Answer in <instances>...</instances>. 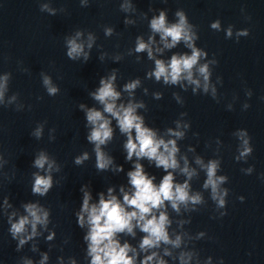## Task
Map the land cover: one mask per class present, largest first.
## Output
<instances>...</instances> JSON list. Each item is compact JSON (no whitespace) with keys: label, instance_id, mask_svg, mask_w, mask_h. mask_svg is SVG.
Returning a JSON list of instances; mask_svg holds the SVG:
<instances>
[{"label":"clouds","instance_id":"clouds-1","mask_svg":"<svg viewBox=\"0 0 264 264\" xmlns=\"http://www.w3.org/2000/svg\"><path fill=\"white\" fill-rule=\"evenodd\" d=\"M161 2L167 3V0ZM79 6L89 7L90 0H79ZM38 8L49 16L66 12L64 7H53L52 0H38ZM118 10L123 14L124 26H135L138 21L147 22V32L136 35L124 52L110 54L104 51L102 45L97 44L96 33L87 29L77 28L63 37L64 54L72 62L87 63L95 47L101 63L107 59L118 64L126 56L134 57L135 63L145 59L151 63L143 78L136 76L122 84H118L121 78L118 69L112 68L100 76L97 85L88 91L93 104L89 106L81 102L77 105L78 111L83 113L85 140L91 151L84 150L75 155L72 163L80 167L94 159L97 173L124 174L123 183L109 184L95 195L91 182L82 183L79 187L80 202L72 215L82 233L83 264H225L222 257L215 260L212 256L202 258L196 249L195 242L212 239L205 231L192 233L185 228L191 223V213L200 211L209 200L216 214L210 218L219 219L227 215L230 189L225 187L229 177L221 174L223 142L216 137L214 141L205 143L206 148L215 144L213 155L208 159L198 154L192 144L182 150L180 142L191 130L188 113L179 112L171 126L163 129L151 126L145 117L148 105L136 95L139 89L143 97L150 95L152 100H162L163 91L150 92L144 86V81H152L162 88H178L180 91H172L171 97L180 107L185 104L180 93L189 90L193 96H208L220 103L222 96L218 93V86H223V79L219 75L212 79L218 65L216 54L209 57L208 51L198 46V26L190 22L183 8H177L172 19L167 8L149 5L146 12H138L134 0H119ZM240 12L246 21L251 20L243 7ZM209 28L214 32L222 31L226 40L236 43L250 35L249 28L235 29L232 24L223 26L219 18L212 20ZM102 31L106 39L120 36L111 25H103ZM180 46L183 51H174ZM21 65L22 61H17L18 70L30 75L29 70ZM39 78L48 97L60 94L59 85L48 72L40 71ZM11 80V72H0V108H11L15 112L31 111L32 105L22 102L19 93L9 94ZM244 96L246 99L241 104V111L249 109L247 101L253 96L252 90L245 88ZM36 99L39 101L43 97L37 96ZM238 99L233 95L231 102L225 104V110L233 111ZM259 99L264 101V97ZM46 124V120L37 122L29 135L40 141ZM55 133V127L48 128L50 143L55 141ZM232 136L236 140L233 160L247 164L254 151L251 135L247 129L238 128ZM192 137L198 142L199 133L192 132ZM117 138H121L124 164L129 165L127 170L108 150ZM8 164L5 153L0 151V183L15 179L14 168L5 171ZM30 166L34 169L30 175V193L33 196L46 197L63 179L57 176L62 165L45 149L34 153ZM240 171L250 176L255 172V166L249 164L241 167ZM201 174L200 190H195L193 181L199 180ZM257 179L264 183V173H258ZM236 199L243 203L245 197L240 195ZM51 216V209L39 199L21 202L19 207L10 202L8 195L0 199V217L5 218L7 234L15 242V251L20 253L27 245L29 251L38 257L21 255L16 264H51L49 253L56 247L52 242L57 235ZM41 238L48 245L46 251L40 249ZM68 243L69 240L64 239L59 250L63 252V245ZM54 264L82 262L72 255H57Z\"/></svg>","mask_w":264,"mask_h":264},{"label":"water","instance_id":"water-1","mask_svg":"<svg viewBox=\"0 0 264 264\" xmlns=\"http://www.w3.org/2000/svg\"><path fill=\"white\" fill-rule=\"evenodd\" d=\"M118 3L119 0H90V6L82 8L79 0H52L53 7H64L66 12L49 16L39 11L38 0H0V72L12 73L9 94L17 92L22 102L32 105L31 111L23 112L0 108V151L9 160L5 171L14 168L16 173L11 182L0 183V199L8 195L16 207L21 202L39 199L51 209L57 233L52 242L56 247L49 253L51 264H54L57 255L75 256L83 264L82 233L72 215L79 206L80 185L91 182L95 195L109 184L124 182L123 173H97L94 159L80 167L72 163L75 155L84 150L91 151L85 140L83 113L78 111L77 105L81 102L89 106L93 104L88 91L97 85L100 76L112 68L118 69L121 77L118 84H122L136 76L143 78L151 63L146 59L135 63L134 57L127 56L118 64L107 59L101 63L95 47L87 63L72 62L66 58L63 47V37L80 28L95 32L97 44L102 45L104 51L110 54L126 51L136 35L147 32V22L138 21L135 26H124ZM134 3L138 12H146L149 5L167 8L170 19L177 8H183L190 22L198 26V46L205 48L209 57L216 54L218 65L212 79L215 80L216 75L223 79V86H218V93L222 96L220 103L208 96H193L189 90L180 93L185 99L184 106L180 107L171 97L172 91H180L178 88H162L152 81H144V86L150 92L163 91L162 100H152L150 95L143 97L139 89L136 93L148 105L145 117L151 126L163 129L171 126L179 112L188 113L191 130L180 142L182 150L192 144L198 154L208 159L213 155L215 144L206 148L205 143L214 141L216 137L223 142L221 174L229 177L225 187L230 189L227 215L219 219L210 218L216 214L209 200L200 211L191 213V223L185 228L192 233L205 231L212 238L195 242L202 258L212 256L215 260L222 257L225 264H264V183L257 179L258 173H264V101L259 99L264 97V0H167V3L134 0ZM241 7L251 17L250 21H246L241 14ZM217 18L223 26L232 24L235 29L249 28L250 35L241 38L239 43L226 40L222 31L214 32L209 28V23ZM103 25L114 26L120 36L106 39ZM183 50L180 46L174 51ZM17 61H22L21 66L27 68L30 75L18 70ZM42 70L48 72L59 85V95H46L39 78ZM58 76L61 78L57 79ZM245 88H250L253 96L247 101L249 109L241 111V104L246 99ZM233 95L239 99L233 111L229 112L225 110V104L231 102ZM37 96L43 99L37 101ZM44 120L47 121L44 136L37 141L29 133L37 122ZM50 127L56 129V139L51 143L48 141ZM238 128L247 129L252 137L254 151L247 164L233 160L236 140L232 132ZM192 132L199 133L198 142L192 137ZM120 143L121 138L114 139L108 150L118 164H124ZM40 149L47 150L62 165L57 176L63 177L59 186H54L44 198L30 193V175L34 170L30 164L34 153ZM249 164L255 166V172L246 176L240 169ZM124 168L127 170L129 165L124 164ZM149 171L156 172L155 169ZM202 179L201 174L199 180L193 181L195 190H200ZM240 195L245 197L243 203L236 199ZM7 227L5 218L0 217V264H16L21 255L38 258L27 245L17 253L15 242L7 234ZM64 239H68L69 243L63 245L61 252L59 249ZM39 246L41 251L48 248L42 238Z\"/></svg>","mask_w":264,"mask_h":264}]
</instances>
